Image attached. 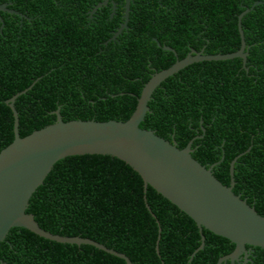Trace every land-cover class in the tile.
<instances>
[{
  "label": "trees",
  "instance_id": "trees-1",
  "mask_svg": "<svg viewBox=\"0 0 264 264\" xmlns=\"http://www.w3.org/2000/svg\"><path fill=\"white\" fill-rule=\"evenodd\" d=\"M51 2L50 11H37L38 18L26 21L18 37L0 38L5 44L0 52V151L15 138L7 100L26 88L15 101L22 137L55 122L57 109L65 121H126L151 76L184 58L191 47H204L206 54L238 47L224 49V34H216L224 32L226 18L232 19L231 14L224 16L227 0L199 1L160 14L135 13L133 29L110 41L108 26L83 24L80 31L76 4L64 9ZM256 5L250 2L244 17L250 19L261 7L264 31V3ZM215 38L220 42H213ZM166 40L178 58L173 52L170 58L166 55ZM258 40L264 48V34ZM259 49L248 63L264 67V50ZM256 66L247 72L238 57L186 66L155 89L140 126L176 141L180 148L193 140V156L207 167L220 161L213 172L226 185L231 182V162L245 152L235 163L234 191L264 215V75H252ZM144 189L141 175L117 157L67 156L34 192L27 212L46 230L94 239L125 253L131 264H216L234 250L231 240L204 228L205 246L190 260L201 244L197 223L152 186L146 193ZM145 194L156 217L146 206ZM253 249L248 264H264V249ZM0 264L126 261L93 245L60 243L13 227L0 244Z\"/></svg>",
  "mask_w": 264,
  "mask_h": 264
},
{
  "label": "water",
  "instance_id": "water-1",
  "mask_svg": "<svg viewBox=\"0 0 264 264\" xmlns=\"http://www.w3.org/2000/svg\"><path fill=\"white\" fill-rule=\"evenodd\" d=\"M249 11L246 9L240 15V28L243 15ZM236 57L246 58V54L242 50L217 54L192 50L184 58L177 59L169 67L151 76L137 97L136 109L126 121H65L57 109L55 122L22 137L15 101L28 88L13 95L7 104L14 116L15 138L0 151V244L11 228L22 227L60 243L93 245L131 264L125 253L94 239L50 232L40 226L33 213L27 212L32 195L44 183L57 161L73 155L103 154L112 155L129 164L143 178L145 193L148 186H152L197 223L201 244L192 253L190 260L205 246L204 228L235 244L234 250L220 257L216 264L228 261L236 264L240 255L248 256L250 248L264 249V215L234 191L235 163L245 152L231 162V182L226 185L213 172L220 161L207 167L193 156V140L180 148L176 141L171 142L155 130L140 126L150 111L149 102L153 92L169 76L194 62ZM145 201L149 211L156 217L147 202L146 194ZM156 248L159 252V240Z\"/></svg>",
  "mask_w": 264,
  "mask_h": 264
},
{
  "label": "flooded vegetation",
  "instance_id": "flooded-vegetation-1",
  "mask_svg": "<svg viewBox=\"0 0 264 264\" xmlns=\"http://www.w3.org/2000/svg\"><path fill=\"white\" fill-rule=\"evenodd\" d=\"M54 3L59 5L62 4L61 7L66 9L73 4L77 5V8L80 9L79 14L74 15V18L77 20L78 26H80V31L85 28H100L102 25L108 26V31L110 33V40H116L120 35L132 30L134 25L135 13H142L141 15H145L152 10H155V13L168 12L169 10H174L177 7H184L185 4L190 7H194L195 4L199 1H207V0H53ZM62 1V3H60ZM229 3L224 5V16L232 15V19L226 18L224 20V32L219 31L216 32L217 35L224 34V49L233 47L238 43V47L236 51L242 50L243 53L246 54V58L238 57L241 59L242 67H244L247 72H250L253 67L256 66L254 63H248L249 58L252 57V53L259 49V40L261 34H264V31L260 28L262 23L259 21V9H256V13L254 15H250L249 17H242L241 28L239 27V17L246 10L250 9L248 4L252 2V6L257 4L259 6L264 3V0H227ZM263 1L262 3H260ZM259 2V4H258ZM64 3V5H63ZM52 2L51 0H0V38L6 40L8 35H12L14 37H18L21 33L22 29L25 28V22H33L38 18L37 11H50ZM198 6V4H197ZM196 6V7H197ZM186 7V6H185ZM264 7V6H263ZM46 12V13H47ZM65 16L68 17V13H65ZM136 18V17H135ZM246 18V20H244ZM237 20V21H236ZM71 21V20H70ZM73 23V21H71ZM74 24V23H73ZM215 34V33H214ZM256 37V41L254 38ZM13 37V38H14ZM156 38V37H155ZM218 38H221L218 37ZM218 38L212 40L215 43L220 42ZM14 40V39H13ZM106 41L105 43H107ZM207 41L211 42V39H207ZM161 43V42H160ZM166 43V44H165ZM162 46L167 47V51L170 53H166V55L170 58L171 52L174 53V56L178 58L177 49L170 43L165 41ZM160 45V44H159ZM5 49V44L0 42V52ZM192 50H197L196 48H192ZM264 50V48H260L259 51ZM204 51V47L201 50ZM188 52V53H189ZM230 53V52H229ZM176 58V59H177ZM180 59V58H179ZM257 71L252 73L258 78H262L264 75V67L256 66ZM250 248V247H248ZM252 256H254L253 247L248 251V256L245 254L240 255L239 259L236 260V264H248L253 262ZM228 261L227 263H229ZM231 264V262H230Z\"/></svg>",
  "mask_w": 264,
  "mask_h": 264
}]
</instances>
